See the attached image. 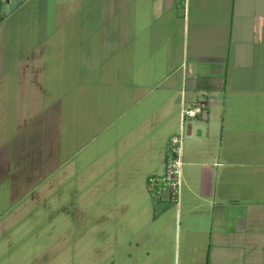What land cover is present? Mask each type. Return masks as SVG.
<instances>
[{
	"label": "crops",
	"instance_id": "1",
	"mask_svg": "<svg viewBox=\"0 0 264 264\" xmlns=\"http://www.w3.org/2000/svg\"><path fill=\"white\" fill-rule=\"evenodd\" d=\"M27 1L0 0V264L15 224L69 195L97 226L172 229L187 264H264V0H36L14 18ZM197 103L179 201L156 200Z\"/></svg>",
	"mask_w": 264,
	"mask_h": 264
},
{
	"label": "rangeland",
	"instance_id": "2",
	"mask_svg": "<svg viewBox=\"0 0 264 264\" xmlns=\"http://www.w3.org/2000/svg\"><path fill=\"white\" fill-rule=\"evenodd\" d=\"M34 2L36 0H28L23 7L14 11L13 17H27L24 14L29 12L30 4ZM86 156L89 157L87 151ZM84 161L90 162L87 158ZM66 198L61 207L55 201L48 210L36 207L31 216L27 214L15 224L14 242L10 250L4 253V264L189 263L187 260L184 262L183 242L179 243L172 229L161 235H147L155 230V225L149 227V231H144L141 227L143 218L134 219L133 225L121 228L112 229L110 218L106 220L108 227L103 223L97 226L96 218L91 213L78 216L72 196ZM4 202L7 200H2ZM145 246L150 247L148 256Z\"/></svg>",
	"mask_w": 264,
	"mask_h": 264
},
{
	"label": "built area",
	"instance_id": "3",
	"mask_svg": "<svg viewBox=\"0 0 264 264\" xmlns=\"http://www.w3.org/2000/svg\"><path fill=\"white\" fill-rule=\"evenodd\" d=\"M203 104L181 106V123L177 133L168 141L164 170L148 178V188L156 200L177 204L183 183V145L186 137L185 123L202 113Z\"/></svg>",
	"mask_w": 264,
	"mask_h": 264
}]
</instances>
